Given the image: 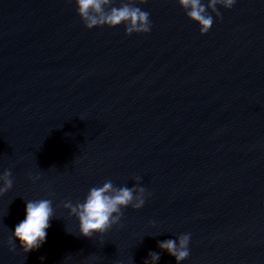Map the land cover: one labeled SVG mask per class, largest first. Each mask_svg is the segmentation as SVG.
Wrapping results in <instances>:
<instances>
[{"label": "water", "instance_id": "1", "mask_svg": "<svg viewBox=\"0 0 264 264\" xmlns=\"http://www.w3.org/2000/svg\"><path fill=\"white\" fill-rule=\"evenodd\" d=\"M134 6L150 32L0 0V264H177L159 244L184 234L179 264H264V0L217 5L203 35L178 0ZM107 181L145 203L84 237L64 203ZM40 199L54 215L25 253L13 232Z\"/></svg>", "mask_w": 264, "mask_h": 264}, {"label": "clouds", "instance_id": "2", "mask_svg": "<svg viewBox=\"0 0 264 264\" xmlns=\"http://www.w3.org/2000/svg\"><path fill=\"white\" fill-rule=\"evenodd\" d=\"M146 0H121L119 7L113 6V0H75L77 14L85 27H117L125 25V34H144L151 30L150 14L134 6L136 3L143 4ZM179 5L185 10L187 17L200 26L201 34H206L213 25V16L221 14L217 5L224 8H231L235 0H178ZM11 171L5 170L0 174L3 187L0 188V195L9 191L13 186ZM138 191L140 195L134 196ZM145 189H132L128 187L115 188L111 181L105 182L102 186L89 189L83 202L73 205L65 202L64 207L70 210L79 221L80 235L91 238L93 234H104L113 225L118 224L122 216V209L131 206L140 209L145 203ZM135 201V202H133ZM52 201L40 199L26 203V216L23 221L15 226L13 236L19 241L25 253L39 249L46 240L47 229L50 220L53 218ZM190 234H184L177 240H165L160 242V249L175 257L177 264L189 256ZM13 242L10 239L9 244ZM14 250V245L12 249ZM152 261L159 259L156 253H150ZM43 259V257H41ZM145 264H148L146 261Z\"/></svg>", "mask_w": 264, "mask_h": 264}]
</instances>
